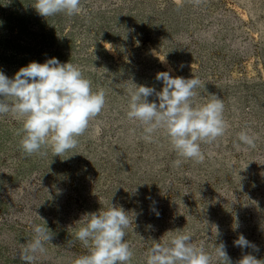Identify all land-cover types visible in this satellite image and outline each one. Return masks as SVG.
<instances>
[{
	"label": "rangeland",
	"instance_id": "rangeland-1",
	"mask_svg": "<svg viewBox=\"0 0 264 264\" xmlns=\"http://www.w3.org/2000/svg\"><path fill=\"white\" fill-rule=\"evenodd\" d=\"M34 4L0 0V71L13 78L55 57L104 89L106 104L62 156H26L15 135L21 121L0 116V264H23L44 221L53 238L33 264H74L87 253L75 232L111 203L132 220L131 264H146L153 240L180 232L209 253L224 243L232 264L245 254L264 260V0H81L80 14L46 18ZM164 71L201 80L195 103L211 94L224 101L228 127L201 144L203 163L179 157L162 130L146 142L127 117L129 90H162ZM241 130L255 148L239 142ZM241 234L255 249L234 245Z\"/></svg>",
	"mask_w": 264,
	"mask_h": 264
},
{
	"label": "clouds",
	"instance_id": "clouds-1",
	"mask_svg": "<svg viewBox=\"0 0 264 264\" xmlns=\"http://www.w3.org/2000/svg\"><path fill=\"white\" fill-rule=\"evenodd\" d=\"M190 2L198 7L204 0ZM32 7L45 18L57 14L73 17L82 11L81 0H35ZM139 44L137 40L136 45ZM156 80L163 84L160 91L133 83L135 87L129 90L128 119L138 122L146 142H156V135L162 130L179 157L203 163L201 144L213 143L228 127L224 101L211 94L205 103H195L196 90L201 87V80L195 76L173 77L164 71L156 74ZM152 96L158 103L149 101ZM105 104L104 89L93 91L92 82L71 62L61 63L55 57L44 63L33 61L21 67L13 78L0 71V116L10 114L21 121L15 135L21 137L20 147L26 156L43 157L49 149L53 156H62L75 149L79 137L86 133L90 121L102 112ZM237 136L243 145L256 147V137L247 130H241ZM175 163L179 166L181 160ZM152 211L159 216L155 208ZM128 213L122 206L111 203L106 210L86 214L88 218L75 232V239L87 253L76 258L74 264H131L134 251L125 239L132 223ZM33 232L32 242L20 253L23 264H33L36 255L44 254L45 244L53 238L46 221L33 226ZM153 241L146 264H213L214 257L220 264H232L224 243L215 244L214 254L209 253L203 245L193 243L189 232L173 235L164 244ZM234 245L241 249L256 247L242 234ZM236 264H264V260L245 254Z\"/></svg>",
	"mask_w": 264,
	"mask_h": 264
}]
</instances>
